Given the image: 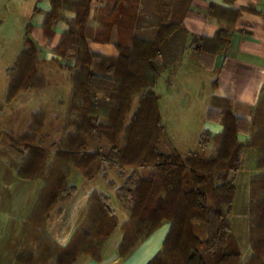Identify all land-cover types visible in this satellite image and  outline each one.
Wrapping results in <instances>:
<instances>
[{
	"label": "trees",
	"instance_id": "trees-1",
	"mask_svg": "<svg viewBox=\"0 0 264 264\" xmlns=\"http://www.w3.org/2000/svg\"><path fill=\"white\" fill-rule=\"evenodd\" d=\"M158 1L164 21L150 38L137 26L142 19L139 0H105L92 17L95 28L88 24L93 0H48L50 9L43 14L41 29L50 39L57 23H66L67 29L53 49V60L70 71L71 89L63 135L57 142L50 146L41 142L45 121L42 111L30 115L22 133L8 138L10 147L24 157L16 167V176L42 183L27 222L32 228L42 193L43 199L54 202L68 198L74 191L68 184L72 168L88 182L107 169H130L117 194L128 210L127 220L119 223L107 207L108 198L93 191L89 197L92 213L83 233L88 243L105 240L119 228L123 234L118 253L127 256L168 222L161 250L146 264H264V88L250 121L238 116L228 100L213 99L220 112L210 111L207 118L220 123L222 130L200 134L201 148L206 147V138H212L208 155L190 151L181 157L175 149L159 151L165 128L155 87L161 73L178 60L188 33L171 0ZM209 8L211 14L216 9ZM65 13L74 16L69 19ZM237 14L221 10L225 19ZM31 30L30 23L25 25L22 48L6 70L7 103L21 92L42 90L48 84L37 69L41 50ZM113 30L117 32L116 56L89 49V41L109 43ZM230 38L228 26L219 28L210 40L195 37L193 49L201 65L210 68L211 59L203 55L214 57L227 47ZM209 44L211 52L207 50ZM65 59L72 64L64 65ZM239 134H248V138L240 141ZM88 140H105L109 147L89 151ZM246 149L257 150L255 168L259 174L249 180L247 227L251 254L242 258L233 241L229 215ZM53 172L55 179L48 186ZM89 258L100 260L94 255ZM72 263L78 261L73 259Z\"/></svg>",
	"mask_w": 264,
	"mask_h": 264
},
{
	"label": "rangeland",
	"instance_id": "rangeland-1",
	"mask_svg": "<svg viewBox=\"0 0 264 264\" xmlns=\"http://www.w3.org/2000/svg\"><path fill=\"white\" fill-rule=\"evenodd\" d=\"M36 1L37 0H0V161H6L11 166L20 163L24 157L10 147L9 143L11 142L8 138H12L23 132L28 123L27 119L29 113H34L35 111H42L44 113L45 121L41 131V142L46 146H50L52 143L57 142L63 135V131L61 130L63 126V117L67 113L70 98V71L63 69L62 71L64 72L62 73L60 71L59 73L56 61L48 54V56L40 55L37 69L43 74L42 72L46 68L49 70L48 72L50 75L52 74V76L58 77V89L52 92L46 89L42 92H21V94L17 95L18 97L16 96L17 98L14 101L12 100L9 103L5 102L3 99L6 97L5 91L8 80L6 78V70L12 67L17 54L22 48L24 25L30 22ZM146 4L148 5H144V7L141 8L139 7V14L144 18L139 20L137 26L143 28L141 33L151 38L154 36L155 27L162 24L164 20L162 19L158 0L156 4L152 0L146 1ZM189 45L190 43L186 40L185 48L176 61L179 64L182 62V59H184L183 62L185 63V67H190L194 64V53L190 50V47H188ZM38 48L40 50L45 49L41 47ZM43 57H48L49 61L52 60L55 64L49 67L48 64L43 62ZM161 62L162 60L158 58V63ZM176 62L172 64L168 70L161 73L155 88L156 94L160 97L159 106L163 114V124L166 126L171 142L174 141L181 154H184L185 151L198 152L201 150L200 153L208 155L213 146L212 138H206V147L210 146V151L206 147L201 148L198 143L197 136L203 121L202 115L204 112V105L201 99L195 98V86L189 87V84L180 78L184 74H178L179 83L176 89L173 88L170 91L167 89V92L164 87V78L168 75L167 72L175 67L177 64ZM60 74L63 75L60 76ZM68 80L69 83L67 85L66 82ZM55 82H57V80H52L51 83L54 84ZM183 83L186 84L187 97H183L185 96V90L182 88ZM87 144L89 151H94L96 148L107 150L109 147L105 140H88ZM170 150H172L171 143L168 142L167 137L163 136L159 145V151L168 152ZM52 157L53 156L50 157L49 162L52 161ZM255 158V150H244L242 154V162L244 164L236 176V193L229 215L233 241L242 252H244L243 246L245 242L247 243L246 224L248 219L249 180L250 178L253 179L257 177L259 174V171L255 170ZM70 171L68 184L74 187V191L70 193L68 198L63 197L54 202H50L47 197L43 199V193L41 197L39 195V204L36 210L37 219L32 223V228L27 221L35 201H37L38 192L42 183L40 181L28 183L32 185V193L35 191L36 186H38V189L30 211L23 213V221H25L26 217L27 219L22 226L23 230L20 237H18L17 243L14 242L15 240L13 238L15 237L12 234V230L19 226L17 225L18 219L15 220V217H13L15 216L14 214H16L14 212H19L20 210L18 206L15 207L18 199V197H16L17 194L15 195L17 188L9 182L10 175L7 172H4V175H0V192L1 194H5L6 199L3 203L5 211L0 212V221L5 219V223L2 222L1 225H4L2 234L5 239V244L3 246V251L0 250V252L3 253L0 264H73V259L81 262L91 255L101 259L103 250L113 232L105 240H95L92 244L88 243V239L83 233L87 229L92 213L89 197L93 191L106 196L108 198L106 200L107 207L113 211L119 223L123 222L118 215L119 212L116 207L120 206L122 210L127 213L128 210L122 206L117 194L120 188L123 187L131 170L124 169L120 171L117 169H107L91 182L86 181L74 168ZM54 175H56L55 172L51 173L52 179L48 186L51 185L55 179ZM21 188L25 189L23 186ZM26 202L27 201H25V204ZM3 214H5V217L2 216ZM126 220L127 219L124 221ZM163 224L168 226V231V222H163L159 229ZM26 228L30 230L24 233ZM127 228H130V225ZM116 230L120 231L122 238L123 232L119 228L115 229L114 232ZM160 250L161 247L157 252ZM241 254L242 257H246V254Z\"/></svg>",
	"mask_w": 264,
	"mask_h": 264
},
{
	"label": "crops",
	"instance_id": "crops-1",
	"mask_svg": "<svg viewBox=\"0 0 264 264\" xmlns=\"http://www.w3.org/2000/svg\"><path fill=\"white\" fill-rule=\"evenodd\" d=\"M146 1L149 0H139V7H144ZM155 4L157 0H152ZM173 8L175 11H178L183 20V25L188 33L187 41L190 43L188 47L194 53V64L190 67H185V63L182 59L181 63H177L174 68H171L167 72L168 75L164 78V87L172 90L176 89L179 83L178 74H184L180 77L184 82L189 84V87L195 86V98L201 99L204 105L203 115H202V124L201 129L198 134V143L199 136L203 131H209L211 134H217L222 130V126L216 120H209L207 118V113L220 112V109L213 105V99H225L228 100L234 108V112L247 121L251 120L254 109L259 102V98L264 88V0H233L230 2H225L224 0H171ZM105 0H93L92 8L89 16V26L96 27V20L93 17L95 10L101 5H104ZM210 6L216 7L212 14L210 13ZM38 9V12L34 10ZM50 9V4L48 0H37L36 5L33 8V14L30 18V22H27L25 25L30 23L32 25L31 37L34 40L37 47L45 48L41 50V56L50 54L52 59H55L53 54V49L57 45L60 34L67 29V25L64 21L57 23L55 28V34L52 38L48 39L44 36L41 29V22L43 19V14ZM221 10H226L233 14L237 12V16L234 18L232 15H229L227 19L221 15ZM66 18H73V13H65ZM144 17H142L143 19ZM24 25V27H25ZM228 26L231 30V38L229 44L225 49L215 54L214 57L206 53L203 57L211 59L210 68H205L201 65L199 61V56L193 49V39L196 38H206L210 40L214 37L215 33L219 28ZM117 40V32L113 30L110 35V42L106 44L88 42L89 49L95 53H99L106 56H116L117 50L115 48V42ZM211 44L208 45L207 50L211 52ZM44 53V54H43ZM42 59V58H41ZM43 62L48 64L49 67L55 64L52 60L49 61L48 57H43ZM64 65H71L72 62L70 59H65L62 61ZM57 66V65H56ZM60 71V67L57 66ZM49 70L45 68L42 72L45 78L48 81V84L42 90H28V91H37L42 92L43 90H48L52 92L57 90L59 84L58 77L50 75ZM63 74H60L62 76ZM7 78V76H6ZM55 79V80H54ZM65 79V78H64ZM56 81L54 84L51 82ZM158 81V80H157ZM8 83V80H7ZM69 80L66 82L68 85ZM157 85V83H156ZM70 89L71 84L69 83ZM69 88V87H68ZM156 88V87H155ZM185 90V96L187 97L188 93L186 90V84L183 83ZM7 89V84H6ZM25 91V92H28ZM156 91V90H155ZM6 92V91H5ZM21 94V93H19ZM158 98V108L161 117V123L165 128V137H167L168 142L171 143L172 149H175L177 153L184 157L188 152L185 151L184 154H181L176 147V144L171 142V138L167 133L165 124H163V114L159 106V95ZM18 97V96H17ZM15 97L13 101L17 98ZM170 97V96H169ZM5 101V97L3 98ZM195 99V100H196ZM3 101V102H4ZM5 104V102H4ZM27 121L30 119V115ZM248 138V134H239L238 139L243 141ZM210 147V146H209ZM206 147L209 151L211 147ZM250 150V149H248ZM256 158H257V150ZM198 152H201L198 151ZM203 152V151H202ZM255 158V162H256ZM254 159V157H253ZM6 162V161H5ZM0 161V175H4V172H7L10 175V183H12L16 189V197L19 212H14L15 220L18 219L17 225L18 228L12 230V234L15 243L20 237L23 225L26 222L23 221V213L29 212L36 197L38 186L35 187V191L32 193L31 186L28 183H35L32 181L21 180L16 174V167L18 164L10 165L8 162ZM254 162V164H255ZM256 170V168H255ZM24 187L25 189L21 188ZM94 189V188H91ZM88 191V190H87ZM89 192V191H88ZM29 198V199H28ZM5 194L0 192V212H4L3 203L5 202ZM25 201L26 204H25ZM118 215L121 217V221H124L128 218V213L120 206L116 207ZM3 214L2 216H4ZM1 218V214H0ZM13 219V218H12ZM21 219V220H20ZM2 222L5 223V219L0 221V250L3 251V246L5 244V239L2 234ZM167 225H162V227L153 235L140 242L136 248L127 256H121L118 253V244L121 239V233L119 230L113 232L111 238L109 239L107 245L105 246L101 259L99 261H94L90 258L83 259L78 264H146V262L151 259L154 254L160 249L162 240L167 232ZM247 230V243L243 246L242 252L246 254L247 258L251 254V250L248 244V227L246 224ZM238 247V245H237ZM242 256V254H241ZM3 257V253L0 252V260Z\"/></svg>",
	"mask_w": 264,
	"mask_h": 264
}]
</instances>
